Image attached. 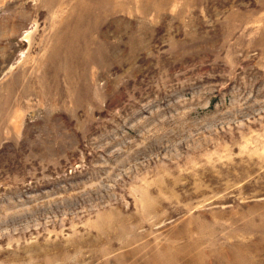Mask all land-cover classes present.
Returning <instances> with one entry per match:
<instances>
[{
	"label": "rangeland",
	"instance_id": "rangeland-1",
	"mask_svg": "<svg viewBox=\"0 0 264 264\" xmlns=\"http://www.w3.org/2000/svg\"><path fill=\"white\" fill-rule=\"evenodd\" d=\"M0 264H264V0H0Z\"/></svg>",
	"mask_w": 264,
	"mask_h": 264
}]
</instances>
